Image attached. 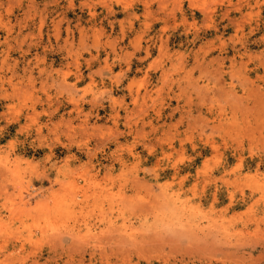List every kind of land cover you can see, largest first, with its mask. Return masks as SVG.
<instances>
[{"label":"rangeland","instance_id":"374dc122","mask_svg":"<svg viewBox=\"0 0 264 264\" xmlns=\"http://www.w3.org/2000/svg\"><path fill=\"white\" fill-rule=\"evenodd\" d=\"M0 264H264V0H0Z\"/></svg>","mask_w":264,"mask_h":264}]
</instances>
